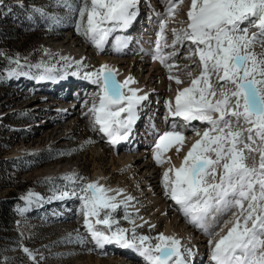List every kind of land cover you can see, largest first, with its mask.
I'll return each mask as SVG.
<instances>
[{"label":"snow or ice","instance_id":"obj_1","mask_svg":"<svg viewBox=\"0 0 264 264\" xmlns=\"http://www.w3.org/2000/svg\"><path fill=\"white\" fill-rule=\"evenodd\" d=\"M180 2L169 0L170 15ZM136 4L137 0H90V4L89 0H80V5L71 10L79 14L78 33L100 48L113 31L104 25L127 27L137 15L132 10ZM187 17L183 22L186 28L172 30L171 45H167L164 35L167 24L161 20L153 58L159 59L170 70L169 79L180 85L183 81L171 74L173 65L167 61L177 55V46L188 42L186 59L198 57L188 74L191 77L192 71L199 70V75L191 78L189 87L177 91L174 107L171 101H166L165 106L172 117L206 122L211 127L192 145L179 168L164 172L165 194L180 206L190 223L206 232L210 219L233 208L240 209L233 214L235 219L227 234L215 242L211 259L215 264H264V53L254 51L255 44L264 46V0H191ZM246 23L256 27L258 33L249 36V29L243 26ZM162 40L172 49L167 55L161 54ZM51 73V68H45L40 79H52ZM213 77L215 85L211 82ZM84 78L100 89L99 105L94 103L89 109L94 122L100 125L99 131L112 143L127 139L138 119L137 108L148 100L147 94L138 95L140 90L133 88H128L126 94L124 89L135 81L129 77L121 83L107 64L85 73ZM218 93L220 98L211 99ZM122 113L126 115L121 117ZM183 140L173 122L170 130L159 135L156 148L167 150ZM254 152L259 153L258 162ZM250 157L251 165L247 163ZM154 158L163 163L159 152ZM173 171L175 178L170 181L169 173ZM66 179L75 182L83 178L69 174ZM80 191L84 224L98 246L116 242L134 248L148 264H187L179 250L180 241L172 236L159 234L158 243L153 246L152 238L137 236L134 230L131 237L126 235V229L113 231L114 218L107 213L100 218L102 210L118 207L116 197L107 194L111 189L93 182L81 185ZM69 194L65 191L62 196ZM90 217H96L95 224L105 225L110 234L95 228ZM23 250L35 261L27 248ZM187 254L191 255V250Z\"/></svg>","mask_w":264,"mask_h":264},{"label":"bare ground","instance_id":"obj_2","mask_svg":"<svg viewBox=\"0 0 264 264\" xmlns=\"http://www.w3.org/2000/svg\"><path fill=\"white\" fill-rule=\"evenodd\" d=\"M160 1L161 0H137L136 6L140 7V9L142 7L143 10H140L141 14L139 15V17H142L136 19L137 25L135 26V35L122 34L117 40H115V42H120L121 45H123L129 43L133 38V42L129 44V47L127 48L115 47L112 42L114 40L109 37L114 31H116V29L123 28L119 26L114 27L111 24H105L104 27L113 28V31H111L105 38L100 48H97L88 38H86L88 42H82L76 32L68 35L65 40L58 39L51 43L49 42L50 40L45 42L43 49L52 51L53 53H59L64 59L72 60L75 63L79 62L81 65H87V67L84 66L85 69H99L101 65L107 64L114 70L116 73V79L121 83L129 77L135 81V83L129 84L124 89L126 94H129L128 88L139 89L140 91L137 93L138 95L147 94L148 100L142 102L137 108L138 119H136V121L139 123L134 122L135 124H133L131 133L127 139L112 143L111 138L100 131V135L98 136L103 137L102 139H97V136H91L89 138L94 144L91 148V154L93 157H96L95 168L89 183L97 182L98 185H101L106 189H111L112 191H109L107 194L116 197L114 202L118 204L117 208L124 206L128 209L131 221L124 225V229L134 230L135 233L147 232L144 236L152 238L151 243L153 246L158 243L156 237H158L159 234L172 236L180 241L179 250L184 254L187 264H191V261H196L195 264H215L211 259V252L215 242L227 234L229 228L232 227L231 222L235 219L233 214H238L240 209L233 208L225 215H218L214 220L210 219L208 221V231L206 232L204 229L190 223L184 216L180 206L177 205L169 195L165 194L166 189L163 184L164 172L169 168H179L183 164L184 156L187 155L192 145L197 140L201 139L203 132L209 130L211 126L202 121L193 120L186 122L181 117H172L165 106L166 101H171L174 107L177 91L189 87L191 78L198 76L199 70L192 71L191 77L189 76V69L195 67V59H186L187 54H185L186 50H183L184 47L181 50V46H177V55L167 61V63L173 65L171 68V74L179 76L183 81V83L177 85L175 80L169 79L170 70L165 67L159 59L153 58L154 54H156V41L158 39V33L160 32L161 20L164 19L167 24V27L164 30V35L166 37L167 45H171L173 40L172 30H178L179 28L182 29L183 25L187 27V24L183 22L188 20L187 12L189 11L191 4V0H182V2L177 3L175 5V7H177V13L172 17L168 12L169 0H166L163 5ZM146 2H148V5ZM184 7H187L188 9H185ZM140 19L141 21H138ZM247 28L250 29L251 35L252 33H258L259 31L256 27L250 24ZM139 32L141 33L140 37L138 36ZM250 34L249 36H251ZM80 44L81 46H79ZM161 48L162 55H167L172 52L171 47L165 46V41L163 40L161 41ZM41 73L38 71L30 72L29 69L28 75L32 74L33 77L34 75L41 76ZM19 75V73H15L11 79H14L17 83L23 82V90L31 88L35 94H38V91L40 92L38 94L39 97L37 96L38 98H36L38 99L37 102H28L23 105V108L36 112L42 111L43 118L50 115L47 114V112L52 111L59 113L61 114L59 122L67 123L69 121L67 130L73 128L77 117L80 116L82 118L80 124H83L85 121L84 118L88 116L87 118H89L91 124L96 126L99 130L100 125L94 122V115L89 111L93 105L86 104V100L84 99L85 96H88L89 90H92V86H89L91 82L85 79L81 74L74 75V77H78L76 80L68 79L61 82H58L57 80L63 77L55 72L52 74V79H40L49 80V84H38L31 77L21 78ZM69 81H72L75 84V87L79 88V95L70 97L72 93L70 91V85L68 84ZM50 83L54 84L50 85ZM76 90L77 89H75V91ZM47 94H52L56 100L54 98H46ZM42 99L46 100V102L50 100V107L48 106L49 110L41 106L43 103L39 100ZM53 99L56 102H54ZM79 100L80 102L82 100L84 101L83 104L85 105V108H83L84 105L79 104ZM51 105H54L55 107H52ZM96 105H99V96ZM67 106L68 108H66ZM10 110L11 109H9V111ZM8 114H11V112ZM124 115L126 114L122 113L121 117ZM39 121H43V119ZM173 122L177 125V130L181 131L184 136L183 143L173 144L167 150L157 149L156 144L159 135L170 130ZM45 123L47 124L48 122ZM50 125L52 126H50L52 129L51 134H46V136H48V141L54 139L56 134L59 133L56 131V125L54 123H50ZM42 126V124H37L38 129ZM137 126H140L139 128H141L142 136L144 133H148L146 140L149 141L147 142L145 139H141L137 146H132L129 138L133 135L137 136L135 130L137 129ZM38 129H36V131H39ZM197 133H199V135ZM105 137H107L106 139L108 140H106ZM45 140L46 137L42 135L40 139H36L32 142H22L12 150V157H17L25 151L34 150L45 142ZM135 140L136 138L132 137V141ZM107 145L110 152L108 155L105 151ZM255 146L256 145H253V147ZM177 148H179V151H177ZM157 152L160 153L163 163H157L154 158ZM207 155L213 159L215 158L212 153H208ZM252 155L255 156L256 161L258 162L259 153L254 152ZM103 157H106V161L101 165L99 160ZM76 163L60 161L55 164H47L39 167L36 171H33L30 174V177H50L62 171L77 172L80 164L77 166ZM107 168H109V170ZM169 177L170 181L174 179L175 172H170ZM209 180L211 182V178H209ZM117 192H119V195H117ZM37 194V190L36 192H32V196L30 193L27 196V199L24 200L22 204L18 205V212L25 213L28 211L29 203L27 200L31 201L33 196ZM60 194L61 193H59V195ZM55 196L57 197V195ZM55 196L47 205L52 204L53 201H56V203L66 202V207L68 208L65 209L67 214L65 215L67 218H64L76 219L78 217V212L69 210V204L78 200L76 196L68 195L60 196L59 198H55ZM127 197H132V199L127 200ZM83 204L84 202L80 198V202L77 203V205L80 206V208H83V215L80 222V229H82L81 234L82 236L88 237V246H90L91 250L96 253V263H100L102 256H104L106 258V264H140L135 262L138 257V259H140L139 262H142V264H148L146 259L134 248H125L116 242L105 243L102 247L98 246L91 234L89 236V232L85 227ZM106 210L107 209L102 210L100 216L101 219L104 217L102 216V213ZM90 220L95 228L104 231L106 234H110L105 225L95 224L96 217H90ZM226 221H229V223L226 224ZM25 230H28V228L25 227ZM208 232H211L212 235H209ZM151 234H154V236H151ZM210 240L213 242L211 245L209 244ZM104 248H106V250H104ZM188 250H191V255L187 254ZM201 257L202 260L199 261ZM172 259L174 260L175 257ZM169 264H172V262L169 261Z\"/></svg>","mask_w":264,"mask_h":264},{"label":"rangeland","instance_id":"obj_3","mask_svg":"<svg viewBox=\"0 0 264 264\" xmlns=\"http://www.w3.org/2000/svg\"><path fill=\"white\" fill-rule=\"evenodd\" d=\"M160 2L163 5L166 0ZM79 5L80 0H0V63L6 62L7 64L6 72H0V114H5L7 109H11V114H8V117L0 118V264L107 263L104 256L100 263H96V253L88 246V237L82 236L80 222L83 208L77 205L83 195L80 186L89 183L95 168L96 157L91 154L94 144L89 138L97 136V139L100 140L103 137L98 136L100 135L99 130L91 124L88 116L84 118L85 121L83 119V124H80L82 118L77 117L73 128L67 130L69 121L67 123L59 122L61 114L51 111L47 112L50 114L49 116L43 118L42 111L36 112L23 108V105L28 102H37L36 98L39 97L40 92L35 94L31 88L23 90V82L17 83L14 79H8L12 74L11 71L19 73L21 78H25L22 66L30 69V72L38 71L39 73H44L45 68H51V75L55 72L63 77L59 78L58 82L68 79L76 80L78 77L72 76L73 72L84 77L85 73L96 70L95 68L85 69L84 66L87 67V65L75 63L72 60L64 59L59 53L43 49L45 42L65 40L68 35L76 32L82 42H88L87 37L79 34L76 28L79 14L71 10ZM176 13L177 7L171 16L173 17ZM248 25L246 23L243 26L247 27ZM185 27L183 25L182 28ZM248 34H250V29ZM187 43L183 46L184 48L181 47V50L182 48L184 51L186 50L185 54L188 56ZM254 51L258 54L264 53V46L257 43L254 45ZM194 59L198 60V57H194ZM35 77L40 80V76L34 75V79ZM212 82L215 85V77ZM52 84L54 83H50V85ZM89 86H92V90H89L88 96H85L84 99L86 104L93 105L97 103L100 89L92 83ZM70 88V91L75 89V84L72 83ZM218 95L219 93L211 99L220 98ZM46 97L54 98L50 95H46ZM7 100L8 103L4 104ZM55 100L54 102H56ZM83 100L81 102L79 100V104L84 105ZM39 101L43 103V105L41 104L43 107L49 106L51 103L50 100L49 103L44 99ZM41 119L43 121H39ZM39 123H42L43 126L38 129L37 124ZM50 123L56 125V131L59 133L54 139L48 141L46 134H51ZM42 135L46 137V140L40 146L32 151L22 152L18 159L12 157V150L16 146L22 142L40 139ZM147 135L148 133L143 135L145 141H147ZM105 151L107 155L110 153L108 145ZM60 161L77 162L76 165L80 164V166L77 172L62 171L50 177H30V174L39 167ZM99 161L101 165L104 164L106 157ZM247 163L251 165L252 159H248ZM107 169L109 170V168ZM69 174L83 179H75L73 182V180L66 179ZM73 189H75L74 193ZM36 190L48 194L47 199L53 195H57L55 198H59L65 191L69 192V195L76 196L78 200L69 204V210L78 212V217L66 219L65 209L68 208L66 202L45 205L46 201L34 205L33 210L26 216L20 215L17 207L23 203V197L30 193L32 196V192H36ZM59 193L61 194L59 195ZM27 202L30 201L27 200ZM29 206L30 204L28 210ZM106 213L116 221L112 225L113 231L116 228L124 229V225L131 221L128 209L124 206L114 211L107 209L102 213V216ZM25 227L28 230H25ZM132 232L133 230L129 229L126 235L131 237ZM146 233L137 232L135 234L144 236ZM88 234L90 236V233ZM24 248H27L35 256V261L24 252ZM138 258L135 262L142 264Z\"/></svg>","mask_w":264,"mask_h":264},{"label":"trees","instance_id":"obj_4","mask_svg":"<svg viewBox=\"0 0 264 264\" xmlns=\"http://www.w3.org/2000/svg\"><path fill=\"white\" fill-rule=\"evenodd\" d=\"M5 69H7V64L6 62H2L0 63V71H4ZM8 206V205H7Z\"/></svg>","mask_w":264,"mask_h":264}]
</instances>
